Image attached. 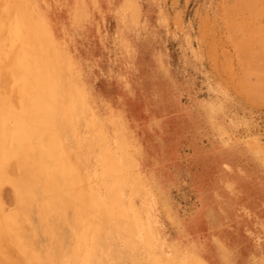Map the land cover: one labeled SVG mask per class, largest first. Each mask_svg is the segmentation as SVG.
<instances>
[{
	"label": "rangeland",
	"instance_id": "obj_1",
	"mask_svg": "<svg viewBox=\"0 0 264 264\" xmlns=\"http://www.w3.org/2000/svg\"><path fill=\"white\" fill-rule=\"evenodd\" d=\"M25 54L46 264H264V0H0V111Z\"/></svg>",
	"mask_w": 264,
	"mask_h": 264
},
{
	"label": "bare ground",
	"instance_id": "obj_2",
	"mask_svg": "<svg viewBox=\"0 0 264 264\" xmlns=\"http://www.w3.org/2000/svg\"><path fill=\"white\" fill-rule=\"evenodd\" d=\"M13 53V56L10 55L13 57L11 59H14L15 51ZM28 57L25 54L22 58L15 60L19 69L15 77L19 82L17 85L19 94L17 90H14L17 98L13 93L11 101L18 102L19 112H14L11 104L0 111V239L9 240L10 243H8L16 254L21 259L27 260L25 264H46L48 261L45 259L46 246H38L39 248L35 250L31 247V239L21 230L25 223H29L42 242L46 243L49 236L47 223L44 220V211L47 209L44 200L48 185L49 142L52 131L46 118L47 106L44 96H41L38 104H35L36 96L32 98L26 94L30 86L29 77L24 74L25 69L29 67ZM6 58L4 61L10 63L11 61L8 62L10 57L8 56V60ZM14 63L11 62V66L14 67ZM5 67L2 68L5 69ZM6 78L7 82L10 79L9 75H6ZM6 100L3 101L6 102ZM17 102L16 105L14 104L16 107H18ZM31 104L37 107L32 108ZM53 157L55 159V154ZM61 162L67 165L66 160ZM5 185L10 188L11 193V197L9 196L11 210L9 211L4 210L2 201L3 192H8V189H4ZM41 196L42 199H40ZM33 216L37 220L36 223L31 221ZM26 226H24L25 229L28 228ZM69 234L71 236L70 232ZM0 264H2L1 261Z\"/></svg>",
	"mask_w": 264,
	"mask_h": 264
}]
</instances>
